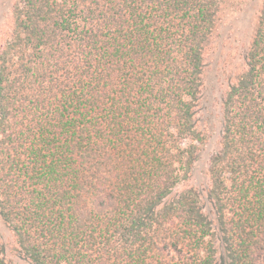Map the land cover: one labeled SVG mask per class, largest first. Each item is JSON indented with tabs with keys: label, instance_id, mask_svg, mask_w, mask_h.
<instances>
[{
	"label": "trees",
	"instance_id": "trees-1",
	"mask_svg": "<svg viewBox=\"0 0 264 264\" xmlns=\"http://www.w3.org/2000/svg\"><path fill=\"white\" fill-rule=\"evenodd\" d=\"M232 0H12L0 216L31 264H264V0L219 126ZM0 264H16L0 244Z\"/></svg>",
	"mask_w": 264,
	"mask_h": 264
},
{
	"label": "rangeland",
	"instance_id": "rangeland-1",
	"mask_svg": "<svg viewBox=\"0 0 264 264\" xmlns=\"http://www.w3.org/2000/svg\"><path fill=\"white\" fill-rule=\"evenodd\" d=\"M235 11L230 25L221 30L220 46L214 55L208 73V86L203 100L204 111L212 123L219 126L220 99L226 89L230 72L243 67V49L253 35L262 0H232ZM12 0H0V41L4 31L11 24ZM0 244L6 247L8 255L16 264H31L16 250L15 236L0 216Z\"/></svg>",
	"mask_w": 264,
	"mask_h": 264
}]
</instances>
